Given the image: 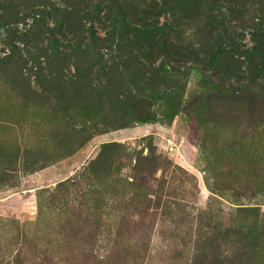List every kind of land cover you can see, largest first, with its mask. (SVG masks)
Segmentation results:
<instances>
[{
  "label": "rangeland",
  "instance_id": "1",
  "mask_svg": "<svg viewBox=\"0 0 264 264\" xmlns=\"http://www.w3.org/2000/svg\"><path fill=\"white\" fill-rule=\"evenodd\" d=\"M261 29L264 0H0V264H264V66L221 87ZM91 30L169 72L108 73Z\"/></svg>",
  "mask_w": 264,
  "mask_h": 264
},
{
  "label": "trees",
  "instance_id": "2",
  "mask_svg": "<svg viewBox=\"0 0 264 264\" xmlns=\"http://www.w3.org/2000/svg\"><path fill=\"white\" fill-rule=\"evenodd\" d=\"M67 11V9H65ZM161 32H163L160 29ZM72 32V31H71ZM257 35V34H255ZM255 45L251 49H246L243 51L242 56L245 58L243 61L241 60L240 63L245 64V71L240 69V73L236 72L235 77L228 78L227 82L224 85H221L222 88H224L226 91H242V90H248V88L253 89V85L251 83L245 84L244 79H246L245 75H255L259 73V71L262 70V67L264 66V29H261L259 31V34L255 37ZM83 42V48L80 50V53L85 57H95L98 59L99 64H105L108 73L111 74H119L120 70H123L131 75L133 79H138L139 77L143 76V79L154 76L156 73L162 74L163 72H167L168 70L166 67L162 65H154L151 63L150 66H144V65H136L135 68H132L128 66L124 61L120 62L121 68H119L118 62L114 61L110 62L112 54V47H111V37L106 32V36H101L98 34L97 31L91 30L89 32L88 36L82 40ZM143 42H145V45L148 47V55H153L155 51H160L163 55V59L170 61H173L172 63L177 62L178 64L189 62L190 59L188 55H191L193 52L192 50L189 51L188 48L179 46L178 44H173L167 40V38H160L157 39L156 37H153L151 35H146L143 37ZM81 43V42H80ZM182 43V42H180ZM118 46H116L117 48ZM220 54L228 53L226 50H218ZM15 56V50H11V53L6 55V58H13ZM233 56V55H232ZM231 56V59L233 57ZM72 54H65L63 57V63L71 61ZM263 62V63H261ZM171 63V62H170ZM239 63V62H238ZM176 64V63H175ZM170 70L174 69V66L172 64H168ZM99 68L102 66H98ZM169 72V71H168ZM58 73V72H57ZM60 74V72H59ZM243 74V75H242ZM257 79V75L255 77ZM261 87V85H260ZM260 92V90H258ZM142 102L145 103L142 98ZM164 104L165 109L167 111H171L172 109V102L169 100L168 97L164 98ZM134 106H138L140 104L139 98L135 99L133 101ZM76 110V109H75ZM79 110V109H77ZM148 112V111H147ZM62 113L67 118H73V110L64 109ZM84 117V116H83ZM146 120H149L146 118Z\"/></svg>",
  "mask_w": 264,
  "mask_h": 264
}]
</instances>
